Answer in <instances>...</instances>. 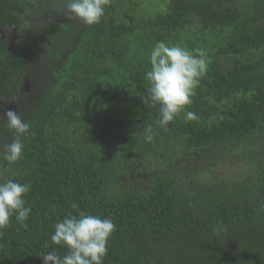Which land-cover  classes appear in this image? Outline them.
Masks as SVG:
<instances>
[{"label":"trees","instance_id":"16d2710c","mask_svg":"<svg viewBox=\"0 0 264 264\" xmlns=\"http://www.w3.org/2000/svg\"><path fill=\"white\" fill-rule=\"evenodd\" d=\"M135 1L109 0L87 26L62 1L0 0V157L8 108L29 124L0 182L31 186L26 226L13 214L0 228V264L65 255L54 226L80 211L115 225L103 264H264V0ZM158 41L207 53L167 130L143 102ZM227 156L243 169L223 178Z\"/></svg>","mask_w":264,"mask_h":264},{"label":"clouds","instance_id":"9594fccd","mask_svg":"<svg viewBox=\"0 0 264 264\" xmlns=\"http://www.w3.org/2000/svg\"><path fill=\"white\" fill-rule=\"evenodd\" d=\"M146 1L153 3V0ZM108 2L109 0H65L60 8L70 18L75 17L83 24L92 26L101 21ZM137 2L142 0H136L134 3ZM11 31L14 33L10 35ZM15 31L16 29L8 31L13 50L17 34ZM149 64L150 68L146 70L145 76L149 87L143 102H151L153 106L159 105V118L155 123L167 130V125L184 112L186 106L192 104L194 90L207 71V53L201 48L189 50L179 44L158 41L150 50ZM3 118L6 120L5 127L13 134V139L10 144L4 146L0 158L7 164H12L21 158L24 150L21 136L29 132V124L14 110H7ZM185 119L192 121L198 120V117L194 112L187 111ZM152 139L153 127L148 125L145 129V140L150 142ZM30 190L31 186L27 183L21 184L12 179L0 182V228L8 226L13 214L17 222L26 226L25 221L31 208L25 207L23 197ZM54 228L50 238L52 243L64 246L67 252L63 256L58 255L55 250L43 254V264H103L108 239L115 231L111 219H102L99 215L86 214L84 211L76 215L69 214L58 221ZM222 230H226L223 225L214 228L216 232Z\"/></svg>","mask_w":264,"mask_h":264},{"label":"rangeland","instance_id":"374dc122","mask_svg":"<svg viewBox=\"0 0 264 264\" xmlns=\"http://www.w3.org/2000/svg\"><path fill=\"white\" fill-rule=\"evenodd\" d=\"M28 87V86H27ZM25 86V88H27ZM8 110H13V107H9ZM260 147L264 148V140L260 143ZM224 168L221 173H218L223 178H228L233 171L239 172L243 169L242 165L238 163V158L235 156H227L225 160Z\"/></svg>","mask_w":264,"mask_h":264},{"label":"flooded vegetation","instance_id":"af4514ba","mask_svg":"<svg viewBox=\"0 0 264 264\" xmlns=\"http://www.w3.org/2000/svg\"><path fill=\"white\" fill-rule=\"evenodd\" d=\"M47 1H48V0H42V2H47ZM61 1H62L63 3H65V0H58V3H60ZM56 2H57V0H52V3H55V4H56ZM58 3L56 4L57 6H58ZM13 33H14V32L11 31V32H10V35L13 34Z\"/></svg>","mask_w":264,"mask_h":264},{"label":"water","instance_id":"95a60500","mask_svg":"<svg viewBox=\"0 0 264 264\" xmlns=\"http://www.w3.org/2000/svg\"><path fill=\"white\" fill-rule=\"evenodd\" d=\"M24 86H28V80H25Z\"/></svg>","mask_w":264,"mask_h":264}]
</instances>
